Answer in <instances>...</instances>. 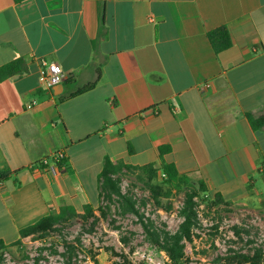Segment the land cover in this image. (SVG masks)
I'll use <instances>...</instances> for the list:
<instances>
[{
	"label": "crops",
	"instance_id": "crops-1",
	"mask_svg": "<svg viewBox=\"0 0 264 264\" xmlns=\"http://www.w3.org/2000/svg\"><path fill=\"white\" fill-rule=\"evenodd\" d=\"M17 60L25 73L0 79L5 244L64 205L96 208L106 157L173 164L232 204L264 197V127L248 120L264 116V0H0V69Z\"/></svg>",
	"mask_w": 264,
	"mask_h": 264
},
{
	"label": "rangeland",
	"instance_id": "rangeland-1",
	"mask_svg": "<svg viewBox=\"0 0 264 264\" xmlns=\"http://www.w3.org/2000/svg\"><path fill=\"white\" fill-rule=\"evenodd\" d=\"M137 176L138 173H125L120 187L136 202L142 220H150L160 229L177 231L182 222L179 212L184 195L163 199L165 206L172 207L166 212L155 205ZM203 197L197 200L200 227L194 231L193 242L186 243L188 264H228L221 259L236 252L253 254L259 248L264 251V197L215 206H211L212 200L204 202ZM99 209L105 211L106 218L101 217ZM95 211L99 221L94 227L92 218H76L44 239L30 237L0 251V264H67L65 242L76 247L72 264H169L166 254L148 239L139 215L122 213L116 197L111 202L103 198Z\"/></svg>",
	"mask_w": 264,
	"mask_h": 264
},
{
	"label": "trees",
	"instance_id": "trees-1",
	"mask_svg": "<svg viewBox=\"0 0 264 264\" xmlns=\"http://www.w3.org/2000/svg\"><path fill=\"white\" fill-rule=\"evenodd\" d=\"M208 37L216 53H220L231 47L230 35L225 27L210 32ZM25 71L24 61L17 60L0 69V79L22 75ZM96 84L97 80L80 88L75 95L84 94L93 90ZM248 120L254 130L264 127V116L253 117L252 115H248ZM167 151H169L168 147L159 148L160 157L162 158ZM125 173H138V180L143 184L144 189L150 193L155 205L166 212H169L172 207L171 205L165 206L162 202L163 199L171 200L175 196L184 195V202L179 212L182 217V222L177 231L170 232L166 229H160L155 226L154 222L150 220L144 222L142 220L143 216L139 214L136 208V202L121 190L120 182ZM7 177L8 174L2 176L1 179H6ZM98 188L100 200L105 198L111 202L116 197L122 213L139 215L148 239L155 247L166 254L169 264H188L189 262L186 256V243L193 242L195 236L194 231L200 227L197 210L199 205L197 200L201 195L204 196V202L212 200L210 203L211 206L218 204L229 205L230 203L225 201L221 194L209 195L204 182H199L197 185H194L189 176L181 174L173 164L166 163H150L144 166H133L123 160H112L110 157H106L103 169L98 177ZM208 206L210 207V205ZM96 208L90 204H86L83 206V212L78 213L73 206L64 205L58 211H53L36 223L20 230V239L13 244L7 245L0 240V251L18 246L23 239L30 237L44 239L52 233L60 231L61 227L76 218H80L83 221H88V219L92 218L93 222L91 226L94 227L99 221V218L95 214ZM99 212L103 219L107 217L104 210L99 209ZM65 244L67 264H72V259L76 255V247L73 243L65 242ZM221 260L227 261L228 264H262L264 262V251L259 248L253 254L236 252Z\"/></svg>",
	"mask_w": 264,
	"mask_h": 264
},
{
	"label": "built area",
	"instance_id": "built-area-1",
	"mask_svg": "<svg viewBox=\"0 0 264 264\" xmlns=\"http://www.w3.org/2000/svg\"><path fill=\"white\" fill-rule=\"evenodd\" d=\"M153 21V20H151ZM46 67L45 73L41 76L40 81L41 84L46 89H53L56 85L63 84V82L66 80V75L62 68L58 64L54 63H44L43 64ZM32 106H29L31 108ZM63 158L62 154H59L56 159L60 160ZM47 164V161L40 162L39 166H44ZM264 169V167H263ZM0 182V186H1Z\"/></svg>",
	"mask_w": 264,
	"mask_h": 264
},
{
	"label": "water",
	"instance_id": "water-1",
	"mask_svg": "<svg viewBox=\"0 0 264 264\" xmlns=\"http://www.w3.org/2000/svg\"><path fill=\"white\" fill-rule=\"evenodd\" d=\"M59 89L60 92L63 91V85L62 84H59V85H56L54 88H53V91L56 93V90Z\"/></svg>",
	"mask_w": 264,
	"mask_h": 264
}]
</instances>
